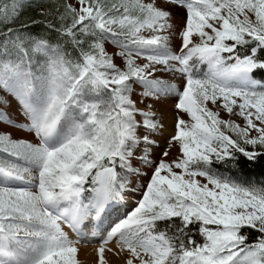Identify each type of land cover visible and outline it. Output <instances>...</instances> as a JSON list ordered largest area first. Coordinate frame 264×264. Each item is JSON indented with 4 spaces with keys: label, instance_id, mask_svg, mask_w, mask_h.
<instances>
[{
    "label": "snow or ice",
    "instance_id": "snow-or-ice-1",
    "mask_svg": "<svg viewBox=\"0 0 264 264\" xmlns=\"http://www.w3.org/2000/svg\"><path fill=\"white\" fill-rule=\"evenodd\" d=\"M264 264V0H0V264Z\"/></svg>",
    "mask_w": 264,
    "mask_h": 264
},
{
    "label": "rangeland",
    "instance_id": "rangeland-1",
    "mask_svg": "<svg viewBox=\"0 0 264 264\" xmlns=\"http://www.w3.org/2000/svg\"><path fill=\"white\" fill-rule=\"evenodd\" d=\"M80 258L82 259V261L84 262V264H91L90 261H92L91 258H93V256H92L91 253H89L87 255H85L84 253H82Z\"/></svg>",
    "mask_w": 264,
    "mask_h": 264
},
{
    "label": "bare ground",
    "instance_id": "bare-ground-1",
    "mask_svg": "<svg viewBox=\"0 0 264 264\" xmlns=\"http://www.w3.org/2000/svg\"><path fill=\"white\" fill-rule=\"evenodd\" d=\"M93 258H91V260H92ZM91 262V261H90Z\"/></svg>",
    "mask_w": 264,
    "mask_h": 264
}]
</instances>
